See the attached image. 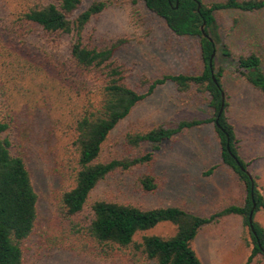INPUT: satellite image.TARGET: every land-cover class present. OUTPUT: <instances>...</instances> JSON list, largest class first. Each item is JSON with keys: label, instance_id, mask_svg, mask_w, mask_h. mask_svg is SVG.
<instances>
[{"label": "trees", "instance_id": "trees-1", "mask_svg": "<svg viewBox=\"0 0 264 264\" xmlns=\"http://www.w3.org/2000/svg\"><path fill=\"white\" fill-rule=\"evenodd\" d=\"M22 1L25 6L15 13L13 20L17 37L37 32L53 41L67 38L69 53L66 60L53 57L51 61H36L31 55L25 57L21 52L10 51L11 61L5 65L15 109L9 120L0 119V264H24L26 244L37 227L39 197L25 155L16 144L17 134L13 135L19 129L20 118L31 117L36 105L45 106L37 103V96L47 104L51 122L56 123L54 114L65 127L67 143L62 162L71 169L49 221V229L54 232L52 243L56 246L65 245L72 252L102 260L121 258L131 264H203L193 248L199 233L225 217L240 216L253 243L252 253L244 264H264V227L255 221V214L264 210V195L257 177L248 170L249 163L240 154V140L228 116L223 69L218 67L220 57L235 60L236 72L264 97L262 59L255 52L235 56L221 39L217 19L224 12H262L264 0L210 3L143 0L146 8L163 19L174 35L198 38L203 71L199 75H166L154 81L142 78L138 84L129 80L128 68L117 58L129 39L120 37L98 45L88 32L89 24L107 8V3L94 2L85 9V0ZM261 47L264 50V39ZM44 74L61 88L62 96L56 99L60 107L52 106L47 97ZM168 82L183 94L194 90L202 96L208 95L213 117L184 120L175 128L160 125L147 133H131L127 136L128 143L136 148L143 143L159 144L186 130L213 123L223 164L246 187L243 205H230L205 217L178 206L145 209L111 199L93 200L94 191L111 174L152 160V154L134 160H105L102 154L117 126ZM140 184L147 192L157 189L156 179L149 175L141 178ZM252 211L254 229L250 225ZM161 224L172 225L174 235L146 234Z\"/></svg>", "mask_w": 264, "mask_h": 264}, {"label": "rangeland", "instance_id": "rangeland-1", "mask_svg": "<svg viewBox=\"0 0 264 264\" xmlns=\"http://www.w3.org/2000/svg\"><path fill=\"white\" fill-rule=\"evenodd\" d=\"M94 2H105L107 8L92 20L88 32L98 45L120 37L129 39L117 58L128 68L132 83L138 84L142 78L154 81L166 75L202 73L198 38L174 35L163 19L146 8L143 0H85V9ZM23 6L25 2L22 0H0V119L9 120L15 109L5 66L11 61L10 51L21 52L25 57L31 55L36 61H51L53 57L66 60L69 53L67 38L53 41L37 32L17 37L13 20ZM217 19L221 39L233 54L255 52L260 55L264 70V50L261 47L264 11L255 14L224 12L218 14ZM218 67L223 69L228 116L240 140V154L249 163L248 170L257 177L264 195V97L236 72L235 60L220 57ZM43 81L48 84L47 97L52 106L60 107L56 101L62 96L60 86L46 74ZM36 99L45 106L36 105L31 117L20 118L19 129L13 131V135L17 134L18 141L14 139L25 155L39 197L37 227L26 244L24 264H131L121 258L102 260L81 255L68 250L65 245L52 243L54 232L49 229V221L55 214L58 193L69 181L71 169L62 162L63 147L67 143L65 127L59 124V117L54 114L57 120L53 124L47 104H43L40 96ZM99 99L100 96L97 101ZM208 99V95L202 96L194 90L180 93L172 82L157 88L117 126L102 154L105 160H134L152 154V160L111 174L94 191L93 200L111 199L145 209L178 206L205 217L230 205H243L246 187L223 164L213 123L186 130L159 144L143 143L140 148L127 141L131 133H147L160 125L175 128L184 120L212 118ZM146 175L156 179L157 189L153 192L145 191L140 184ZM255 221L264 227V210L255 214ZM174 233L172 225L161 224L146 234L172 236ZM193 248L203 264H244L252 253L253 243L243 219L229 216L204 227Z\"/></svg>", "mask_w": 264, "mask_h": 264}, {"label": "water", "instance_id": "water-1", "mask_svg": "<svg viewBox=\"0 0 264 264\" xmlns=\"http://www.w3.org/2000/svg\"><path fill=\"white\" fill-rule=\"evenodd\" d=\"M202 31H203L204 36H206V33H205V31H204V26L202 27ZM223 110H224V108L222 107L221 112H220V115L222 114ZM255 208H256V206L254 205V209H255ZM254 209H253V210H254ZM253 213H254V211H252V213H251V217H250V225H251V229H254V228H253V222H254V219H253Z\"/></svg>", "mask_w": 264, "mask_h": 264}]
</instances>
